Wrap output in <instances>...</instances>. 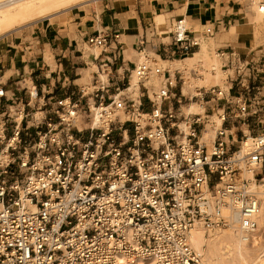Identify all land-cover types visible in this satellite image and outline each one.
Listing matches in <instances>:
<instances>
[{"label":"built area","instance_id":"1","mask_svg":"<svg viewBox=\"0 0 264 264\" xmlns=\"http://www.w3.org/2000/svg\"><path fill=\"white\" fill-rule=\"evenodd\" d=\"M258 5L264 13V0ZM186 24L173 23L170 60L215 33ZM107 38L97 32L86 43L104 48ZM146 43L135 45L139 60L115 92L109 68L73 98L24 88V102L0 81V264H205L189 242L195 225L228 228L235 212L239 228H255L257 188L242 172L264 181V129L248 138L242 128L259 102L203 88L221 121L207 147L210 116L179 113L182 73L159 65Z\"/></svg>","mask_w":264,"mask_h":264},{"label":"crops","instance_id":"2","mask_svg":"<svg viewBox=\"0 0 264 264\" xmlns=\"http://www.w3.org/2000/svg\"><path fill=\"white\" fill-rule=\"evenodd\" d=\"M102 3L99 16L92 12L87 20L77 23L73 30L58 25L51 27L48 23L36 26L28 44H23V47L17 45V48L21 47L22 53H20L21 63L15 69L16 74L20 72L26 74L28 71L32 85L40 95L52 99L73 98L77 95L78 87L83 86L79 84L81 71L91 70L94 64L95 70L91 72L92 81L95 79L94 73L99 68H109L111 75L108 83L114 85L110 91L115 92L121 85L118 80L129 75L134 64L139 60L135 45L141 37L146 38L148 51L153 52L160 60L170 61V42L165 40V34L157 33L152 26L153 17L164 13L168 16L169 23L176 17L184 18L191 29L195 26L200 29L205 26L213 27L215 30L213 37L205 41L208 49L213 47L215 53L221 50L227 55L233 53L229 56V62H222L221 68L226 67L227 70L234 67L241 68L234 79L230 76L226 80L233 98L241 97V100L246 101L247 104L249 101L254 102L253 98H255L257 102L264 104V44L256 43L250 22L252 12L248 2L244 0H104ZM97 32L108 35L106 47L99 48L98 54L83 53L82 43H86L87 36ZM115 33H118V39L114 38ZM209 40H213L212 44ZM4 48V52L0 53V62L7 71L1 78L5 79L3 84L6 85L9 96L15 98L21 96L20 91L23 89H15L10 77H5V74L11 67L17 49L9 44ZM23 50L34 55L25 61L22 55L26 52L24 53ZM46 55H48L47 59ZM48 59L52 61L49 60L48 63ZM258 116L264 117V112ZM258 119L252 115L242 130L256 133L257 131L254 132L249 128L251 125L253 129L258 126V123L254 125ZM234 129L231 131L233 135L239 136L240 128Z\"/></svg>","mask_w":264,"mask_h":264},{"label":"bare ground","instance_id":"3","mask_svg":"<svg viewBox=\"0 0 264 264\" xmlns=\"http://www.w3.org/2000/svg\"><path fill=\"white\" fill-rule=\"evenodd\" d=\"M96 1L97 0H0V38L4 37L6 34L12 32V31H16V30L21 29L25 26L31 25L38 20L51 18L56 14L63 13L65 11H68L69 9H72V8L79 6V5H83L86 7L85 4H89L90 2H96ZM89 5H91V3ZM259 13H261V12L259 11V5H257L255 19L260 18ZM261 14H264V13H261ZM153 20H154V24H155V28H154L155 30L158 29V31L160 33L168 34L167 27H166V14H164V13L156 14L153 17ZM170 22H171V20H170ZM169 32H170V30H169ZM203 48H201V50L200 49L199 50L202 51V50H204ZM199 50L194 51L193 53H190L189 55H185V56L181 57L179 60L168 61L165 59L166 61H163V60L156 58L155 56H152V58L155 57L157 59V62L160 60L161 64L168 62V64L170 63V65H171V63L175 64V63L181 62L184 66L185 63L186 64H187V62L189 63L190 60H193L195 62V60L193 58L199 57L198 55L201 54V53H199ZM204 53L202 54L203 56H204ZM206 54H207V52H206ZM46 57H47V55L45 56V58ZM201 57L199 59H202ZM203 58H205V60L208 59L207 57H203ZM49 60L50 59L47 60L48 63L50 61H52V59L50 61ZM210 60H212V59H210ZM210 60H209V62H211ZM214 60L215 59H213V61ZM209 62L206 65H208ZM191 63H193V62H191ZM216 63H218V62H216ZM189 65L191 66V64H189ZM189 65H187V67ZM177 66L178 65H176L174 67V69H176ZM200 66H201V64H200ZM91 67L94 68V64H92ZM191 67L194 68L195 66H191ZM214 67L212 68V69H214V72H211V74L206 73L207 75H204L205 73L204 74L202 73L203 75L200 74L199 78H197V79L191 78V76H189L188 72H187L186 73L187 75H184V77H183L184 78L183 84L181 86L182 94L185 95L189 91L193 82L195 83V88L200 87L203 83H205L206 77L207 76L209 77L208 74H210L211 76L214 75L213 78L215 76H217V71L215 72L216 67L215 68ZM177 68L180 69V68H182V66L180 68L179 67H177ZM182 70H184V69H182ZM186 70H187V68H186ZM197 70H199V69L197 68ZM9 72L10 71H8L5 74V77L8 76ZM91 72L88 75L84 73L82 75V80L84 81V78H88V77L91 78ZM219 72H221V70ZM219 74H222V72ZM213 78L211 80H213ZM131 79L133 80V76ZM208 80L209 79H207V81ZM31 86L32 87H31L30 91L32 92V95L34 96L35 95L34 86L33 85H31ZM225 92L228 93V91H225ZM196 102L198 104L192 103L190 105V107L187 109L188 112H186L185 114L203 115V113H201V112H204L203 104L199 103L198 101H196ZM210 117H212V116H210ZM212 118H214L213 119L214 125L212 126V129H213L214 127L215 128L218 127L220 125L221 121H220V119H218V117L216 115L213 116ZM206 131H207V129L204 130V133ZM211 132L213 133V131H211ZM204 133H203L201 140L203 142L209 141V144H207V146L211 145V142H212L214 135L212 134V139H211V134H209V136H208L207 132L205 135H204ZM245 133H246L247 137L249 138L250 135L248 134V130L245 131ZM205 144H206V142H205ZM242 173H243L244 177L251 180V186L252 187H255V188L260 187L259 191L257 188V196H258V200H259V209H258L257 214L254 216V218H252V220L256 223V226L254 229L249 230L248 232L243 231L241 228L238 227V225H236L238 222V217H237V214L235 212H232L230 214V216H231V220L233 222H235L236 224L233 223V225L228 227V228H222V229L213 230V231H206L201 225H198V224L195 225L191 230V233L189 236V242H190V245L192 246V248L202 255V258H203V261L205 264H230V262H231V264H233L236 256L241 259V262L245 261V258H244L245 255L244 254L247 253L248 248L258 246L259 245L258 243L260 242V239L262 238V235L264 233V181L256 187L257 184L254 182V175H255L256 171L244 170ZM223 211H228V210L224 209ZM263 251H264V248H262V252ZM120 264H128V263H127V261H121Z\"/></svg>","mask_w":264,"mask_h":264},{"label":"rangeland","instance_id":"4","mask_svg":"<svg viewBox=\"0 0 264 264\" xmlns=\"http://www.w3.org/2000/svg\"><path fill=\"white\" fill-rule=\"evenodd\" d=\"M102 1H104V0H97L96 2H90L91 5H89L90 3L89 4H85L86 7L83 6V5L76 6V7L72 8V9H69L68 11H65V12L60 13V14H56V15H54L51 18H46V19L38 20V21H36L35 23H33L31 25L25 26V27H23L21 29H18L16 31H12V32L6 34L4 37L0 38V50L2 49V51H0V53H3L4 52V49H5L4 47H5L6 44L12 45V47H15V49H17V51L15 53L16 56H15L14 60L12 61L11 67L9 69L10 72H9V74L7 76V78L10 77L11 83L14 84L15 89L28 88L29 91H30L31 90V87H32L31 85L33 84L32 81H31V79L28 76V71L26 72V74H23L22 72H20L17 75L16 72H15V69L21 63V60H20V57H21V54L20 53H22V51L20 52L21 47H23V44H28V41L34 35L33 34V31H35V27L36 26L39 27L42 23L44 25H46V23H48V25L51 26V27L58 25V26H63V27L65 26L66 28L69 27V28H71L73 30L74 27H75V25L77 23L83 22V21L87 20L88 17L91 16L92 12L95 13L97 16H99L100 11L102 10V5H103ZM244 1L248 2L247 4L250 5V9H251V12H252L251 15H250V22H251V24L253 26V33H254L253 35L255 37L256 43H257V45L264 44V34H263L264 33V14L259 13L260 18L259 19H255L257 5H258V2L260 0H244ZM249 2H251V3H249ZM252 15H253V17H252ZM167 17L168 16L166 15V27H167V32L169 34L166 35L165 33H160L158 31V29H156V32L157 33H160L161 35L165 34L164 35L165 36V40L167 42H170L171 41V35H172V26H173L174 21L177 18L176 17L173 18L171 20L170 24H169V19ZM152 26H153V28H155V24L154 23H153ZM186 26H187V28H189L190 27V24L187 23ZM192 29H194L197 32L199 30H201L197 26H195ZM169 30H170V32H169ZM212 41L213 40H209V42L211 44H212ZM17 45H20L21 47L19 46V48H17L18 47ZM201 48H203L204 50L200 51ZM81 49H82L83 53H85L87 55H89L90 53L98 54L99 51H100V49H98V48L90 47L87 43H82ZM197 50H199V53H201V54L198 55L199 57L193 58L195 60V62L193 60H190L193 63H191L190 61L188 63L186 61L187 64L185 63L184 66H183V64L181 62L175 63V64L171 63V65H170V63L168 64V62H165V63L161 64V61L159 60L158 63H159V65H162L164 69L165 68H171L173 70L176 65H178L177 67H179V68L182 66V68H180L181 70L176 67V69L179 70L182 73V81L184 79L183 78L184 75H187L186 74L187 72H188V75L191 76V78H193V79L199 78L200 74L201 75H203L204 73H205L204 75H207L206 73H210L211 74V72H214V69H212V68L217 64L215 66L216 68L214 67L215 68V72L217 71V76H215L213 78L214 75L211 76L210 74H208L209 77L208 76H207L208 78L206 77L205 83H203L201 85L202 87L200 86V87L195 88V83L193 82L192 85H191V87H190V89H189V91L185 95L183 94V96L186 99H184V97L181 98V100H182V106H181V109L179 111V113H181L182 115L185 114L186 112H188L187 109L190 107V105L192 103H197L196 101H198L199 103L203 104V106H204V112H201V113L210 116L212 114V112L208 108V105H210V104H205V101H202L201 100L200 92L203 90V88L204 89H208L209 87H212V86H218L222 90L223 95L225 97V100L232 101L234 99L233 98V93H231L232 91L230 90V86L228 85V83L226 82V80L230 76L232 77V79H234L235 75H237V73H239V71L241 70V68H238L237 69L235 67L234 68L232 67L233 69H231V68L229 69L228 68V70H227L226 67L225 68H221V65H223V63H222L223 60L219 59V57H216V53H215V50L213 49V47L211 49H208L206 42L201 43L200 47L198 49H194L192 52L197 51ZM25 52L26 51H24V53ZM206 52H207V54H206ZM203 53H204V56L202 55ZM23 55H25V56H23ZM23 55H22V57L25 58L24 59L25 61H27V59H29L34 54L33 53L26 52ZM152 56H154V55L151 54L150 57H152ZM200 57L203 60L202 59H199ZM203 57H207L208 59L205 60V58H203ZM47 58H48V55H47ZM153 58H155V57H153ZM156 58H158V57H156ZM210 59H212V60H210ZM213 59H215V60L213 61ZM24 60H23V62H24ZM172 60H174V59H172ZM172 60H170V61H172ZM176 60H179V59H176ZM209 60L212 63L209 62ZM208 62H209V64H208L209 66L206 65ZM216 62H218V63H216ZM213 63L214 64L216 63V64L214 65ZM2 64L3 63H1V65ZM189 64H191V66H195V67L192 68ZM200 64H201V66H200ZM187 65H189V66L187 67ZM210 66L211 67L213 66V67L211 68ZM186 68H187V70H186ZM197 68L199 70H197ZM182 69H184V70H182ZM94 70H95V68H92L91 70L90 69H87V70L81 71V80H82V75L84 73L88 75L91 71H94ZM220 70H221V72H222L223 75L222 74H219V73H221V72H219ZM6 71H7L6 68L5 69H3V68L1 69V72H0V81L2 83H3V81H5V79L4 78H1V76ZM132 76L133 75L131 73V78H132ZM220 76L221 77L223 76V77L221 78ZM13 78H14V80H13ZM212 78H213V80H211ZM207 79H209L208 80L209 82L207 81ZM81 80L79 81V84L80 85L83 84V86L85 85L86 87H90L91 81H92V77L91 78L90 77L84 78V81L83 80L81 81ZM133 81L134 80H132V82ZM182 84H181V86H182ZM24 91L25 90H21L20 91L21 92V96H18V97L19 98H23V101L26 102V101H28L29 98L27 96L28 94L27 95L24 94ZM225 91H228V93H226ZM35 101H36L35 99H32L30 106H33L35 104ZM251 110L252 111L253 110L257 111L256 114H253V115H255L257 117V119H258L259 116H260V115L258 116V114H260L261 112H264V104H261L259 102L258 105L255 108H252ZM26 111H30L29 107H26ZM213 116H215V115H212V117ZM212 117H208L210 123H205V124H207V125H205V129H207L206 132L208 133V136H209V134H211V139H212V134L214 135V129H215V127L212 129V124L211 123H213V119H214ZM257 123H258V126H256L253 129V127L251 125L249 129L250 130H253L254 132L255 131H260V130L264 129V117L259 118L257 121H255L254 125L257 124ZM211 131H213V133ZM245 131H247V130H245ZM206 132L204 133V135L206 134ZM248 134L251 135V134H253V132L249 133V131H248ZM237 138L239 140L240 135L237 136ZM205 142H206V146H207V144H209V141H205ZM207 147H210V145H208ZM257 184L259 185L260 183H257ZM257 188H258V191H259L260 190L259 189L260 187H257ZM258 244L259 245L256 246V247H249L248 248L247 253L244 254L245 255L244 256L245 261H242L241 262V259L236 256L235 257V261L233 262V264H264V251L262 252V248H264V233H263L262 238L260 239V242ZM230 264H231V262H230Z\"/></svg>","mask_w":264,"mask_h":264}]
</instances>
